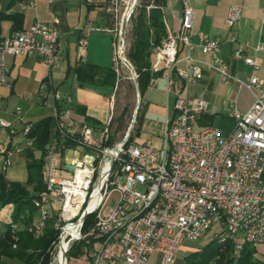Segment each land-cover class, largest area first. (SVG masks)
<instances>
[{"label": "built area", "instance_id": "1", "mask_svg": "<svg viewBox=\"0 0 264 264\" xmlns=\"http://www.w3.org/2000/svg\"><path fill=\"white\" fill-rule=\"evenodd\" d=\"M38 1L55 2L26 0L20 5L32 9ZM106 1V11L116 18L121 0ZM179 1V29L167 34L156 48L151 68L153 72L163 71L166 93L174 99L158 150L148 140L144 144L127 143L112 155L124 137L111 143L113 98L108 121L96 139L90 125L71 118L63 96L51 84V74L59 66L56 19L47 25L35 22L9 37H0V86L8 85L7 56L39 53L48 73L42 88L49 91L53 136L46 146L43 190L33 202L37 214L28 231L40 234L50 214L57 211L58 223H63L60 227L55 224L59 234L66 224L75 223L78 240L84 224L78 219L88 211L93 219L85 235L90 264H147L154 253L161 264H173L185 242L198 241L213 227L214 238L231 242L234 255L243 245H264V87L255 77L241 83L254 91V100L243 113L230 106L234 127L228 135L199 125L209 103L190 95L189 86L202 80L205 70L213 72L223 85H228L233 75L216 39L199 34L198 47L207 60L193 57L191 0ZM240 16L241 7L231 6L225 18L227 28L231 29ZM118 33L120 37V28ZM247 46L243 44L235 56L244 57L242 51ZM120 47L121 37L119 45L115 44L117 59ZM181 49L185 55L180 58ZM255 50L264 51V45ZM244 59L256 68L252 59ZM0 128L10 135L18 133L3 119ZM31 128L32 124L26 123L19 132L25 148L33 145L28 137ZM69 151L72 171L64 168ZM0 157L3 173L12 165L13 150L0 144ZM111 158L114 163L110 167ZM94 242L100 244L96 250Z\"/></svg>", "mask_w": 264, "mask_h": 264}, {"label": "crops", "instance_id": "2", "mask_svg": "<svg viewBox=\"0 0 264 264\" xmlns=\"http://www.w3.org/2000/svg\"><path fill=\"white\" fill-rule=\"evenodd\" d=\"M22 1L26 0H0V37H9L15 31L26 29L35 22L47 25L52 19L57 20L59 66L51 74V84L63 96L71 118L90 126L91 123L96 125V128L91 127L94 136L98 138L100 130L108 121L107 111L110 112L111 99L115 98L119 81L124 79L116 71V33L113 21L106 11L107 1L55 0L53 3L38 1L32 9L22 8L20 5ZM191 6L194 13L193 57L200 61L207 60L198 47L199 34L216 39L221 42V56L229 65L233 75L229 84L223 85L213 72L205 70L200 81L206 90L200 97L207 100L209 110L200 119L199 125L213 127V119L216 115L228 117L226 116L228 107L233 106L243 113L251 106L254 91L242 86V82L255 77L264 87V51L255 50L259 45H264V0H191ZM231 6L241 7V16L234 26L228 29L225 18ZM162 13L166 33L174 34L179 29L182 17L180 1L163 0ZM13 15L18 16L16 25L10 18ZM80 42L85 44L81 45ZM245 43L248 46L242 51L244 57L237 58L235 53ZM184 55L185 50L181 49L179 57ZM245 57L252 59L256 68L247 65L244 61ZM79 63L114 69L116 72L114 86L102 82L103 72L97 73L95 82L80 83L74 73V68ZM6 66L8 85L0 86V119L10 122L18 133L10 135L8 130L0 128V144L3 147L6 145L11 147L12 158L17 156L26 164L25 141L19 132L26 123L33 124L45 117L51 118L49 91L42 88L48 73L39 53L7 56ZM160 72L157 78L151 80L143 97L148 98L155 92L165 97L166 105L162 109H157L156 106L147 103L146 111L143 109V113L145 116L147 111L150 113L162 110L161 123L165 124L166 115L172 113L173 103L169 101L172 95L166 93L164 73L162 70ZM229 99L230 104H228ZM172 100L174 101L173 96ZM17 111L19 115L16 114ZM231 122L226 130L216 128L222 136L232 131L233 118ZM118 139H113L111 143L117 142ZM21 142H24V149L18 152ZM151 145L153 147L152 143ZM154 148L159 149V147ZM6 171L3 173L4 176ZM147 264H161L159 255L156 253L151 255Z\"/></svg>", "mask_w": 264, "mask_h": 264}, {"label": "trees", "instance_id": "3", "mask_svg": "<svg viewBox=\"0 0 264 264\" xmlns=\"http://www.w3.org/2000/svg\"><path fill=\"white\" fill-rule=\"evenodd\" d=\"M163 0H138L134 12L130 17L132 23L133 40L126 55L127 61L133 67L138 81V89L141 98L150 86L151 80L160 75V71L151 70L155 50L166 38V28L162 13ZM14 25L18 22V16H10ZM16 32V31H15ZM103 72V83L114 86L116 72L111 68H103L90 64L79 63L74 68V73L80 83L95 82L97 73ZM122 115L116 118L117 123L113 129L112 140L115 139L123 126ZM143 118V110L138 111L136 125L131 133L128 144L133 143V135H138L137 130L140 120ZM52 120L45 117L32 124L28 135L33 140L31 148H26V180L21 182H7L3 173H0V208L12 204L13 211L11 221L5 224L4 231L0 233V264H7L5 260L16 264H49L51 250L55 243H60L64 233L59 234L55 228L58 215L54 211L48 217L43 233L36 237L28 231V227L34 221L37 209L34 200L43 190L42 168L46 155V146L51 140ZM128 129V124L122 137ZM38 153V156L35 155ZM93 219L88 216L82 226L86 232L91 227ZM88 244L80 243L66 253L69 257H81L87 254ZM187 264H264V254L258 256L257 248L243 245L241 251L234 255L231 242H220L213 238L204 248L196 250ZM66 260V261H67Z\"/></svg>", "mask_w": 264, "mask_h": 264}, {"label": "rangeland", "instance_id": "4", "mask_svg": "<svg viewBox=\"0 0 264 264\" xmlns=\"http://www.w3.org/2000/svg\"><path fill=\"white\" fill-rule=\"evenodd\" d=\"M128 1L129 0L120 1L119 6L117 8V12H116V15H117L116 18H114L113 12L109 13V16L111 17L113 21V28L116 30V46L119 45V39H120L119 33H118L119 28H120V19L125 11ZM106 6H109V4L107 3ZM132 29H133L132 23L129 20L128 26L126 29V34H125V47H124V57L125 58H126L129 48L131 47L132 40H133ZM116 69L118 71V75L120 77L123 76L124 79L119 81V84L116 90V95L114 98V105H113L114 121H113L111 129H114L117 123L116 118L122 115L123 111H125V114L123 115V126L120 128V132L117 133L118 136L116 138L118 139V138H122L123 131L125 130L127 124L128 126L130 124L132 115L134 113V110L137 104V93H136L135 86L132 80L131 72L125 65H123L120 62V59H117L116 61ZM200 81L196 82L194 85L189 86L190 95L200 97L202 96L204 92H206L205 87L201 85ZM205 97L207 98V95H205ZM169 101L170 103H173L172 96L170 97ZM147 103H149L150 105L152 104L153 106H156L157 109L158 108L162 109L166 105V99L164 96H160L157 93L155 94V92H153V94L150 97L141 98L140 108H139L140 111L143 109L144 111H146L145 109L147 107ZM228 104H230V99L228 101ZM107 113L109 116L110 115L109 110L107 111ZM231 113H232V108L228 107L226 111V114H227L226 116L228 117L216 115L213 119V127L219 128L221 130L228 129L230 125L232 124ZM162 117H163L162 110L161 112L151 111L150 113L147 111L145 116L143 113V118L140 120V124L137 128V130H139V133L138 135L136 134L133 135V142L136 144H144L146 141L150 140L151 143L153 144V148L159 147L160 149L164 141V124L161 123ZM91 126L93 127L95 126L96 128V125H93V123H91ZM98 127L99 126L97 125V128ZM197 128H199V126H197ZM94 137L96 139V136ZM21 143L22 145L18 149V152L19 151L22 152V150L24 149V146H23L24 142H21ZM8 148L12 149L11 147H8ZM35 155L38 156V153L35 152ZM66 176H68V173H66ZM5 177L8 182L23 183L27 177L25 163L23 159H20L17 156L12 158V165L6 171ZM12 211H13L12 204H8L0 208V232L4 231L5 224L11 221ZM54 214L58 215V212L54 211ZM34 220H35V217H34ZM55 224L58 227L63 226V223L61 222V224H59L58 220L55 222ZM89 230L90 228L88 229V231ZM88 231L83 232L81 230L80 239L72 241V243L70 244L71 247L69 246L67 252L71 248L77 247L80 243L87 244L85 235L88 233ZM59 232H60V228H59ZM215 232H216V228L213 227L207 233H205L198 241L185 242L182 245L183 249L181 248L179 250L174 264H187L191 259L190 256L196 250H200L204 248L211 240H213ZM42 233L43 231L40 234L36 235V237L40 236ZM59 245L60 244L58 243H55L53 245L52 250H51V261L49 264H57L55 261V255H56V252H58L59 250ZM93 247L96 250L100 247V244L98 242H94ZM257 250H258V256H260V254H264V245L257 247ZM5 262L7 264H16L12 261H7V260H5ZM66 264H90V261L87 257V254H85L81 257H74V256L69 257V259L66 261Z\"/></svg>", "mask_w": 264, "mask_h": 264}, {"label": "water", "instance_id": "5", "mask_svg": "<svg viewBox=\"0 0 264 264\" xmlns=\"http://www.w3.org/2000/svg\"><path fill=\"white\" fill-rule=\"evenodd\" d=\"M138 0H129L128 4L126 6V9L124 11V14L122 16L121 19V24H120V37H121V47H120V62L125 65L131 72L132 75V80L135 86V90L137 93V104L134 110V113L132 115L130 124L128 126V129L123 137V139L117 144V146L114 148V151L112 152V155L118 150L119 147L126 145L129 142V139L131 137V133L136 125V119H137V115H138V111L140 108V101H141V96H140V92L138 89V81H137V75L133 69V67L130 65V63L126 60V58L124 57V47H125V34H126V29L128 26V21L130 20V17L136 7ZM71 157H72V152L69 151L67 152L66 156H65V160H64V168L68 171H72L73 170V166L71 164ZM114 163V158L110 159V167L113 165ZM105 173L102 176V179L104 178ZM90 215V213L88 211H84L82 213V215L80 216V218L78 219V222L80 224H83L84 221L86 220V218ZM62 257L65 260L66 259V251L64 250L62 253Z\"/></svg>", "mask_w": 264, "mask_h": 264}, {"label": "bare ground", "instance_id": "6", "mask_svg": "<svg viewBox=\"0 0 264 264\" xmlns=\"http://www.w3.org/2000/svg\"><path fill=\"white\" fill-rule=\"evenodd\" d=\"M62 233H64V235H63L64 237L61 238L60 243H59L60 244L59 245V250H58V252H56V255H55V261H56L57 264H66V259L65 260L63 259L62 253H63L64 250L67 253V250H68L70 244L72 243L73 240L76 239V237H77V235L79 233L77 224L68 223L62 229Z\"/></svg>", "mask_w": 264, "mask_h": 264}]
</instances>
